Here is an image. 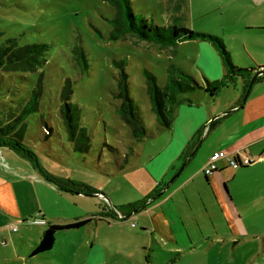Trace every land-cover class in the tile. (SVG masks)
Returning <instances> with one entry per match:
<instances>
[{"label":"rangeland","instance_id":"rangeland-1","mask_svg":"<svg viewBox=\"0 0 264 264\" xmlns=\"http://www.w3.org/2000/svg\"><path fill=\"white\" fill-rule=\"evenodd\" d=\"M132 3L136 14L160 27L173 23L174 17H182V24L196 33L220 38L240 69L264 67V0H133ZM175 6L182 8L176 10ZM116 17L117 9L105 0H0V45L17 40L19 46L48 47L47 64L37 72L0 73V126L18 119L33 93L41 91L39 112L26 120L25 145L35 152L41 167L66 181L85 184L113 197L114 206L119 208L144 200L157 191L158 185L145 167L110 177L114 173L113 163L124 165L127 159V162H166L164 147L169 137L153 112L144 72L154 74L164 87L172 65L186 71L201 85L205 80L200 65H207L214 81L222 79L227 69L219 68L214 54L219 50L211 40L187 41L168 49L148 42L136 43L132 36L114 40L112 21ZM79 45L89 60L87 71L74 59V49ZM201 56L215 63L205 62ZM121 65L126 66L130 76L131 97L141 110L149 133L154 135L143 143L134 141L117 113L121 102L115 94L119 92ZM259 73L262 74L259 77H264V71ZM68 81L74 90L71 102L93 140V149L86 156L75 152L60 119L61 94ZM225 94L230 98L236 95L233 88ZM204 96L208 95L197 91L183 95V99L199 103ZM199 161L200 157L195 162ZM65 192L83 194L73 189ZM87 196L91 198H85L86 204L96 198ZM105 205L112 207L103 201V208ZM106 233L119 242L144 243L150 239V235L143 234L142 223L137 219ZM69 237L79 240L86 235L80 232L66 235ZM118 259L120 264H131L126 256Z\"/></svg>","mask_w":264,"mask_h":264},{"label":"crops","instance_id":"crops-1","mask_svg":"<svg viewBox=\"0 0 264 264\" xmlns=\"http://www.w3.org/2000/svg\"><path fill=\"white\" fill-rule=\"evenodd\" d=\"M214 54L219 68H226L219 53ZM200 68L214 82L207 65ZM232 88L236 95L225 96ZM244 88L245 81L239 80L215 99L183 102L171 129H161L169 137L166 162L113 163L114 173H106L110 177L145 167L158 185L144 200L119 208L103 192L86 204L90 196L61 190L32 162L0 147V228L19 226L18 233H0V264H120L121 256L131 264H264V77L245 101ZM218 152L256 162L234 170L221 160L220 170L207 177L203 169ZM103 201L113 208H103ZM143 201L145 207L126 208ZM134 219L150 235L144 243L115 241L106 233ZM83 221L89 223L60 233L51 252L34 255L51 225ZM80 232L84 239L66 238Z\"/></svg>","mask_w":264,"mask_h":264},{"label":"trees","instance_id":"trees-1","mask_svg":"<svg viewBox=\"0 0 264 264\" xmlns=\"http://www.w3.org/2000/svg\"><path fill=\"white\" fill-rule=\"evenodd\" d=\"M105 1L111 3L117 9V17L112 21L115 29L114 40H121L132 36L136 39V43L148 42L159 46L161 49H168L175 48L183 42L205 39L215 43L219 50V55L227 69V74L222 79L214 82L205 77L204 85L199 84L193 76L183 69L173 65L168 70V82L164 87L160 86L154 74L148 71L144 72L153 112L157 116L160 128L163 130L171 129L178 107L186 101L183 99V95L203 91L209 98L215 99L224 89L235 85L239 80H244L243 100L245 101L252 82L251 77L256 76L260 71H264V67H259L258 69H240L234 64L232 55L227 50L223 40L208 34L196 33L187 28L182 24V17H174L173 23L160 27L143 15L136 14L133 8V0ZM181 8V6H175L176 10H181ZM47 49L46 45L19 46L17 40L7 41L5 44L0 45V73L37 72L38 69L47 64ZM74 59L84 71L88 70L89 60L81 45L75 47ZM119 68L121 69V76L118 81L119 92L115 94V97L121 104L117 109V113L130 130L134 141L142 143L146 139L154 137V135L149 133L142 112L131 97L130 76L126 71V66L121 65ZM261 79L262 77H259L256 82ZM73 94L72 82L68 81L61 94L60 119L64 124L69 141L74 146L75 152L86 156L93 149V140L88 129L82 124L80 113H78L77 108L71 102ZM41 98L42 92L35 91L31 102L24 108L23 114L8 125L0 126V147L9 148L32 162L47 180L54 183L63 191L73 189L75 192L86 195L100 193L85 184L66 181L51 175L40 166L35 152L25 145L27 133L26 120L30 115L39 112ZM191 154L192 150H189L187 157H190ZM126 162L127 160L124 163ZM136 206L145 207L146 202L143 201L139 204L129 205L126 208ZM88 223L89 221H83L70 225H51L45 232L34 255L40 256L51 252L60 233L81 229Z\"/></svg>","mask_w":264,"mask_h":264},{"label":"built area","instance_id":"built-area-1","mask_svg":"<svg viewBox=\"0 0 264 264\" xmlns=\"http://www.w3.org/2000/svg\"><path fill=\"white\" fill-rule=\"evenodd\" d=\"M221 160H226L228 162L229 166L234 170H238L242 167L251 166L252 164H254L256 162L254 159H252L248 156L239 155V156H236L234 158H230L226 154L218 152V153H215L211 156L209 163L203 169V173L207 177H209V176H212L215 172L219 171L220 168L218 166V163ZM133 226H135V225H133ZM3 230H7V231L12 232V233H18L19 232V226H17L16 224L7 225L3 228H0V233ZM1 243L3 245L7 244L6 241H2Z\"/></svg>","mask_w":264,"mask_h":264},{"label":"water","instance_id":"water-1","mask_svg":"<svg viewBox=\"0 0 264 264\" xmlns=\"http://www.w3.org/2000/svg\"><path fill=\"white\" fill-rule=\"evenodd\" d=\"M260 75H262V74L258 72V73L256 74V76L254 77L253 81L251 82V84H250V89H249V91H248V93H247V95H246V97H245V100H247V98L249 97L250 92H251V90H252L254 84L256 83V80L259 78ZM228 113H230V112H228ZM188 162H189V160H188L187 163L184 165V167L188 164Z\"/></svg>","mask_w":264,"mask_h":264}]
</instances>
